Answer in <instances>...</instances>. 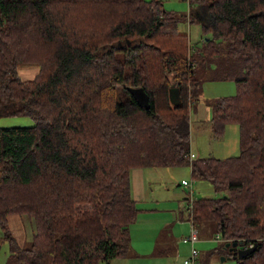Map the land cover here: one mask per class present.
I'll use <instances>...</instances> for the list:
<instances>
[{"label":"trees","instance_id":"obj_1","mask_svg":"<svg viewBox=\"0 0 264 264\" xmlns=\"http://www.w3.org/2000/svg\"><path fill=\"white\" fill-rule=\"evenodd\" d=\"M190 1L214 18L196 50L163 0H0V115L34 120L0 127L9 264L126 257L139 212L132 170L180 166L216 193L186 199L192 226L213 222L226 256L254 248L237 263L264 264V0ZM197 13L187 19L205 17ZM31 65L37 74L23 79L21 67ZM211 65L214 79L237 91L208 101V122L216 137L236 124L240 154L191 158L203 90L196 73ZM12 217L32 222L28 246L12 234Z\"/></svg>","mask_w":264,"mask_h":264},{"label":"rangeland","instance_id":"obj_2","mask_svg":"<svg viewBox=\"0 0 264 264\" xmlns=\"http://www.w3.org/2000/svg\"><path fill=\"white\" fill-rule=\"evenodd\" d=\"M163 1L168 11L181 17L180 30L190 34L191 45L199 48L202 44V37L208 38L204 29L213 24V16L206 11L204 6L193 4L190 0ZM196 12L202 13L205 17L200 20L195 19V21L187 19V16L190 14L194 16ZM222 59L223 61L226 59L224 55ZM24 69L38 70L34 65L23 66L20 74ZM214 73V65H211V68L199 66L197 69L196 76L203 81V94L198 106L202 104L209 108L208 101L236 94L237 87L234 81L215 80ZM29 76L24 74L23 77L22 74L23 79H31L28 78ZM198 106V114L195 110L191 114L192 153L196 157L213 156L221 159L239 155V127L236 124L226 125L224 134L216 137L212 133L209 119L201 116ZM32 125H34V120L30 116L0 115V127L3 128ZM135 178L139 179L138 189ZM183 180L192 184V187L182 185ZM131 182L132 195L139 212L137 219L130 226L132 238L130 252L133 251V253L129 254L127 260H125L126 257L122 259L124 261H120V264H184L185 260L191 257V246L184 242L183 238L189 236L192 231L191 222L186 214L188 207L186 199L213 197L216 195L213 186L207 181L194 182L190 166L148 167L143 170L141 178L131 175ZM181 212H184L182 220ZM17 218L12 217L11 219L12 234L21 245L28 246L34 232L33 224L28 217H24L23 222L19 217ZM195 224L201 237L195 244L199 252L198 264H236L235 258L224 254L223 243L217 237L216 226L213 222L196 220ZM161 250L167 251L166 256H158L162 255ZM11 253L9 241L4 238V233L0 228V264H9ZM224 256L226 258L223 260Z\"/></svg>","mask_w":264,"mask_h":264},{"label":"crops","instance_id":"obj_3","mask_svg":"<svg viewBox=\"0 0 264 264\" xmlns=\"http://www.w3.org/2000/svg\"><path fill=\"white\" fill-rule=\"evenodd\" d=\"M198 15H200V13H197ZM189 38H190V34H189ZM209 38H206V37H202V43L203 42H205V41H207ZM190 44H191V39H190ZM202 45V44H201ZM192 46V48H193V50H196V48L195 47H193V45H191ZM38 69V68H37ZM21 76H22V74H23V77H24V74H26V75H30L28 78H33L36 74H37V72H38V70H36V69H34V70H32V69H24L23 71L21 70ZM202 94H203V92H202ZM200 104V102L198 103V105ZM197 105V106H198ZM199 108H200V112H201V116H204L205 118H207V119H210L211 118V109L210 108H208L206 105L205 106H203L202 104L200 105V106H198ZM196 113L198 114V108H197V110H196ZM194 154V153H193ZM145 168H135V169H133L132 170V172H131V175H134V176H137L138 178H141L142 177V175H143V170H144ZM139 180V179H138ZM138 180H136V178H135V184H136V188L138 189V187H139V181ZM182 184V183H181ZM183 185V184H182ZM133 186H132V182H131V188H132ZM174 214H175V217H177V214L174 212ZM186 214L188 215V212H186ZM180 215H181V220L182 219H184L183 217H184V212H181L180 213ZM191 227L193 228V226H192V224H191ZM196 228V227H195ZM197 230H198V228H196ZM131 231V230H130ZM199 231V230H198ZM198 235H199V232H198ZM201 237L199 236V239H200ZM184 239H185V237L183 238V241H184ZM175 240V239H174ZM202 240H205V239H202ZM131 241H132V238H131ZM185 242V241H184ZM188 244H190V246H191V250H192V248L194 247L195 248V245H192L191 243H189V242H187ZM131 246H132V243H131ZM172 249V248H171ZM171 249H169V250H171ZM196 249V248H195ZM131 250V249H130ZM177 250H178V247H177ZM197 250V249H196ZM161 252V254L162 255H158V256H166V254H167V251L166 250H161L160 251ZM130 253H133V251H129V253L126 255V258L125 257H123V258H119V259H116V260H114L113 261V263L112 264H120L121 262L120 261H124V260H122V259H124L125 258V260H127V257L128 256H130L129 254ZM136 253V252H135ZM199 253V252H198ZM134 256H136V255H134ZM199 256V255H198ZM103 263V262H102ZM105 263V262H104ZM236 264H238L237 263V261H236Z\"/></svg>","mask_w":264,"mask_h":264},{"label":"water","instance_id":"obj_4","mask_svg":"<svg viewBox=\"0 0 264 264\" xmlns=\"http://www.w3.org/2000/svg\"><path fill=\"white\" fill-rule=\"evenodd\" d=\"M133 91V93L135 94V95H137L138 96V98H139V100L141 101V104L143 105V106H146V107H149V104H148V102H147V97L146 96H142V93L141 92H143V89L141 88L140 89V91H138V89L137 88H135V89H133L132 90ZM139 92V93H138ZM176 94H178V92L175 90V89H173L172 90V95H173V97L172 98H174V97H176ZM145 98V99H144ZM238 246V243L237 242H234L232 245L230 244V243H226V245H225V247L226 248H229L231 251L234 249V248H236ZM254 251V248H244V247H242V246H239L238 247V249L236 250V254L233 256V258H235V259H244L245 257H247L249 254H251L252 252ZM226 257L224 256L222 259L224 260Z\"/></svg>","mask_w":264,"mask_h":264},{"label":"built area","instance_id":"obj_5","mask_svg":"<svg viewBox=\"0 0 264 264\" xmlns=\"http://www.w3.org/2000/svg\"><path fill=\"white\" fill-rule=\"evenodd\" d=\"M191 158H195V155L193 153L191 154ZM182 183L185 185H189L188 181L186 180H183ZM198 240H199L198 230L195 227L192 228L190 235L185 237L184 239L186 243L189 242L192 245H195ZM198 255H199L198 250H196L193 247L191 250V257L188 260H185L184 264H198L197 262Z\"/></svg>","mask_w":264,"mask_h":264}]
</instances>
